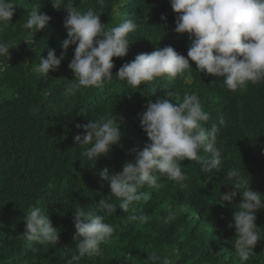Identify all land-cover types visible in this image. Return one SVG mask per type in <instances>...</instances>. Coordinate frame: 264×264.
<instances>
[{"label": "trees", "instance_id": "16d2710c", "mask_svg": "<svg viewBox=\"0 0 264 264\" xmlns=\"http://www.w3.org/2000/svg\"><path fill=\"white\" fill-rule=\"evenodd\" d=\"M0 264H264V0H0Z\"/></svg>", "mask_w": 264, "mask_h": 264}, {"label": "rangeland", "instance_id": "374dc122", "mask_svg": "<svg viewBox=\"0 0 264 264\" xmlns=\"http://www.w3.org/2000/svg\"><path fill=\"white\" fill-rule=\"evenodd\" d=\"M244 245H251L252 244V240L251 239H247L243 242Z\"/></svg>", "mask_w": 264, "mask_h": 264}]
</instances>
